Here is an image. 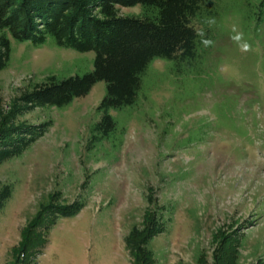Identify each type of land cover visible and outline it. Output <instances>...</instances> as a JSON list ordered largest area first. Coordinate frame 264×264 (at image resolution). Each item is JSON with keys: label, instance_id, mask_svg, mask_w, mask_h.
Here are the masks:
<instances>
[{"label": "rangeland", "instance_id": "374dc122", "mask_svg": "<svg viewBox=\"0 0 264 264\" xmlns=\"http://www.w3.org/2000/svg\"><path fill=\"white\" fill-rule=\"evenodd\" d=\"M206 2L211 43L188 72L173 73L166 60L149 65L136 103L110 110L124 130L116 146L89 142L104 81L62 107L17 109L21 93L49 75L91 69L93 52L50 37L41 45L11 38L0 128L51 124L21 155L0 161V193L11 188L0 202V264H14L21 230L41 206L79 200L75 215L50 217L29 264H134L125 238L150 224L156 264H214L219 254L264 264V6ZM234 26L249 51L231 38Z\"/></svg>", "mask_w": 264, "mask_h": 264}, {"label": "trees", "instance_id": "16d2710c", "mask_svg": "<svg viewBox=\"0 0 264 264\" xmlns=\"http://www.w3.org/2000/svg\"><path fill=\"white\" fill-rule=\"evenodd\" d=\"M258 2L264 6V0ZM136 4L141 7L137 13L119 12L123 6ZM207 8L206 0H0V70L9 64L11 38L41 45L50 37L58 46L92 51L91 69L61 78L49 75L21 93L18 103L22 106L17 109L23 112L36 107H62L86 95L95 82L104 81L105 92L96 107L100 117L88 127L89 142L96 145L106 139L116 146L124 130L122 127L117 131V121L110 110L136 103L142 77L155 60L170 62L175 74L191 70L205 45L202 41L212 40L211 30L203 20V14L213 13ZM50 124L45 120L0 128V161L21 155ZM10 192L11 188L6 187L0 193V202ZM82 207L81 200L41 206L21 230L14 264H29L40 253L44 239L41 231L46 232L50 217H70ZM153 227L146 226L144 234L133 228L126 236L134 264H156L148 245L155 235ZM227 259L219 254L214 264H234L230 255Z\"/></svg>", "mask_w": 264, "mask_h": 264}, {"label": "clouds", "instance_id": "9594fccd", "mask_svg": "<svg viewBox=\"0 0 264 264\" xmlns=\"http://www.w3.org/2000/svg\"><path fill=\"white\" fill-rule=\"evenodd\" d=\"M233 33H235L231 38L236 41L241 49V51H249L250 50V45L244 41L243 39V33L240 31H237L236 27L234 26L232 29ZM200 35H203V33H200ZM202 43L207 46L208 44L211 43L209 40H203Z\"/></svg>", "mask_w": 264, "mask_h": 264}]
</instances>
